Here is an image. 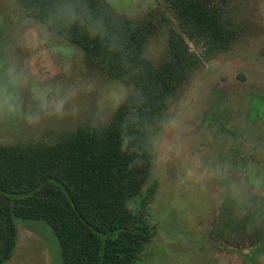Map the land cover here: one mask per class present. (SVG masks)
<instances>
[{"label":"rangeland","instance_id":"rangeland-1","mask_svg":"<svg viewBox=\"0 0 264 264\" xmlns=\"http://www.w3.org/2000/svg\"><path fill=\"white\" fill-rule=\"evenodd\" d=\"M102 2L130 21L152 13L156 27L145 54L160 62L168 29H176L163 0ZM224 13L233 41L224 51L187 41L200 65L168 102L164 123L151 136L149 179L141 196L128 203L133 209L141 199L148 203L154 227L136 264H264V225L255 234L226 233L221 221L233 206H223L220 187L234 176L228 167L241 153L250 166L264 162V126L249 117L251 97L264 98V0H224ZM18 18L21 7L0 0V61L72 86L77 111L34 129L17 120L0 122V144H32L77 127L108 124L131 89L88 67L75 46L21 27ZM153 185L151 196L147 189ZM14 224L16 243L6 264H62L58 242L44 222L15 219Z\"/></svg>","mask_w":264,"mask_h":264},{"label":"trees","instance_id":"trees-1","mask_svg":"<svg viewBox=\"0 0 264 264\" xmlns=\"http://www.w3.org/2000/svg\"><path fill=\"white\" fill-rule=\"evenodd\" d=\"M13 1L24 6V0ZM86 2L119 33L128 67L104 41L81 29L52 38L78 48L88 67L123 83L131 93L104 126L77 127L32 144H0V264H6L15 247V219L44 222L58 242L62 264H136L154 227L147 219L148 203L141 199L134 209L128 203L141 196L149 179V143L164 123L168 102L200 65L187 41L224 51L234 38L225 20L224 0H163L176 29H168L164 54L155 63L145 54L156 27L152 13L130 21L115 16L102 0ZM135 94L143 97L137 108L138 128L128 129L135 140L122 151V129L133 107L129 98ZM249 117L264 126V98L251 97ZM245 157L241 153L230 164L228 171L234 176L220 186L223 206H233L221 221L229 235L255 234L264 225V203L241 216L229 191L240 179L250 188L257 178L264 180V162L250 166ZM154 189L155 185L147 189L151 196Z\"/></svg>","mask_w":264,"mask_h":264},{"label":"clouds","instance_id":"clouds-1","mask_svg":"<svg viewBox=\"0 0 264 264\" xmlns=\"http://www.w3.org/2000/svg\"><path fill=\"white\" fill-rule=\"evenodd\" d=\"M21 16L18 18L21 27H28L47 38L67 33L74 27L81 29L90 38L104 41L109 51L117 53L123 66L128 67L119 33L103 14L94 13L86 0H24ZM50 79L28 66L22 68L11 61H0V122L17 120L26 128L34 129L75 113L74 88L50 82ZM142 102L143 97L139 94L129 98L133 107L122 129V151L135 140L134 135L128 134V129L138 128L137 108ZM229 190L241 216L264 203V180L259 178L255 187L250 188L244 179H240L231 183Z\"/></svg>","mask_w":264,"mask_h":264}]
</instances>
